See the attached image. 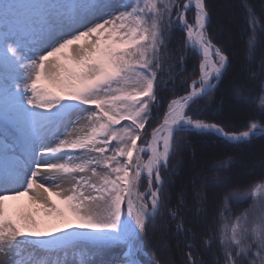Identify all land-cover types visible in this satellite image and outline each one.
Returning <instances> with one entry per match:
<instances>
[{
    "label": "snow or ice",
    "instance_id": "snow-or-ice-1",
    "mask_svg": "<svg viewBox=\"0 0 264 264\" xmlns=\"http://www.w3.org/2000/svg\"><path fill=\"white\" fill-rule=\"evenodd\" d=\"M241 7L251 63L264 18ZM211 27L206 0H0V264H161L149 226L165 213L185 240L181 264H264V158L226 155L192 177L202 232L185 226L184 193L168 207L187 135L241 151L264 139V97L242 130L205 116L231 65ZM189 58L195 76L176 94Z\"/></svg>",
    "mask_w": 264,
    "mask_h": 264
},
{
    "label": "trees",
    "instance_id": "trees-1",
    "mask_svg": "<svg viewBox=\"0 0 264 264\" xmlns=\"http://www.w3.org/2000/svg\"><path fill=\"white\" fill-rule=\"evenodd\" d=\"M251 2L254 4L256 12L258 14H262V18H264V0H251ZM206 3L212 16V27L210 31L215 36L217 42L227 47V54L230 56V59L233 58L235 52L239 55V58L243 60L241 69H244L245 72L244 77H242V75H240L238 72L235 73L234 61L231 60V65L228 68L223 80L220 82L219 87L215 90L213 98L210 101L206 98L201 103H210L212 105V108L207 110L205 113L206 118L223 122L226 126L235 128L236 130H242V125L249 118L254 116L259 118L260 116L259 104L260 98L264 97V91H262V86H264V75L253 76L252 73L258 72L261 61H264V36L259 38L260 43L255 49L254 58L251 60V63H249L248 59L246 58V41L249 33L246 31L244 18L245 14L244 9L241 7V0H234L233 2H230L231 4L226 0V4H228L227 6H224L227 10L226 19H234L232 21H237V23L239 22V26L234 28L231 27L232 34L234 36L231 43H226L224 41L222 35L223 33H221L218 29L216 0H206ZM232 5H234L235 8L233 13L229 14L231 12ZM221 19L223 23H228V21L225 22V17L224 19ZM181 37L182 33L177 32L170 47L175 48L180 43ZM180 54V52H176L175 56L178 57ZM196 66L197 61L195 58H189L187 60V71L182 73L181 77H177L176 94L181 93L182 88L186 87L187 83L192 78H194L195 74L192 70ZM245 73H247V75ZM182 77H186V79L183 80V83H181ZM228 78L229 87H226L227 83L225 82L228 80ZM237 85L241 87L239 95L253 98L255 101L254 104L241 106L237 103L235 99L237 93H231V88H235ZM162 95L164 97V104H162L161 108L159 109L161 116L163 114L167 100L173 95V93L164 92ZM224 99L235 103L236 109L229 111L226 110L224 107ZM217 107L222 108L218 114L213 111ZM158 122L159 120H155L150 122V124L154 127ZM148 130L150 131V128ZM185 138L188 141H191V147L185 148L178 157L179 163L176 165V171L178 174L171 177L172 183L169 185L168 193L171 196V200L168 202V207L176 208L181 193H184L185 204L182 207L180 215L186 217V227L191 228L196 233H200L205 230L207 224L202 221L200 216L197 215L196 208L194 207L195 197L193 193L198 189L199 182H197L196 188H194L193 184L190 183L191 175L193 177V175L195 176L202 169H207L208 175L211 176L212 169L210 165L214 163L216 159H222L226 155H232L233 157L239 159V153H244V155L249 157L250 155H253L255 151H263L264 139L253 140L249 145H240L239 149H242L241 151L238 150V148L234 145H225L219 138L212 135L201 136L193 133L187 135ZM145 139H147V137H145ZM196 145L202 149L199 152L200 168H197L196 166H190L191 160L195 157V155H198V151L195 147ZM253 163L254 162L248 164L247 162V165H251ZM247 206V204H241L235 209V211L239 212ZM203 239L204 238L201 236L196 242L198 245L197 254L205 260H208L210 259L209 255H207L205 252L199 251V249L203 247ZM148 243L152 245V248L149 249V252H155L157 257L161 260V264H168L169 260H175L176 264H181L182 259H184L183 253L186 251L184 237L183 235L178 237L175 234V222H173L171 219H168L166 213L163 226H161L159 221L157 222L156 226H149Z\"/></svg>",
    "mask_w": 264,
    "mask_h": 264
},
{
    "label": "rangeland",
    "instance_id": "rangeland-1",
    "mask_svg": "<svg viewBox=\"0 0 264 264\" xmlns=\"http://www.w3.org/2000/svg\"><path fill=\"white\" fill-rule=\"evenodd\" d=\"M228 1V3H230V2H233L234 0H227ZM236 1V0H235ZM227 3V4H228ZM227 4H226V0H216V8H217V17H218V29H219V31L221 32V33H223L222 35H223V39H224V41L226 42V43H231L233 40V34H232V30H231V27L232 28H234V27H237V26H239V22L237 23V21H232V20H234V19H232V20H228V19H226L227 17V10H226V8L224 7L225 5L227 6ZM237 15V14H236ZM238 16V15H237ZM224 17H225V22L226 21H228V23L226 22V23H223L221 20V18H223L224 19ZM230 22V23H229ZM223 41V42H224ZM231 60L233 61V58H231ZM231 70H232V68H231ZM246 75H247V73H245ZM230 78V77H229ZM229 78H228V80H226V82L225 83H227L226 85V87H229V84H228V82H229ZM238 86V85H237ZM237 86H235V88H231V93L233 92V93H237L236 92V87ZM240 87V86H239ZM229 91V90H228ZM240 91H241V87H240ZM230 92V91H229ZM224 107H225V109L226 110H232V109H236V107H235V103H233V102H231V101H227V103L225 104L224 103ZM242 110V109H241ZM263 150V149H262ZM260 151V150H259ZM263 157H259V156H256V157H253V155H250L246 160H247V162H248V164L249 163H251V162H256V161H258V160H260V159H262ZM247 162H246V164L245 165H247ZM194 176V175H193ZM191 177H192V175H191ZM191 177H190V183H192V179H191ZM193 184V183H192ZM65 187H67V185H64ZM53 199H55V197H53ZM56 200H58V199H56ZM45 222H47L48 223V229L49 230H51V227L52 226H54V225H58L59 227H61V228H63L64 227V225L63 224H59V222L58 221H56V220H54V219H48V218H46L45 217Z\"/></svg>",
    "mask_w": 264,
    "mask_h": 264
},
{
    "label": "bare ground",
    "instance_id": "bare-ground-1",
    "mask_svg": "<svg viewBox=\"0 0 264 264\" xmlns=\"http://www.w3.org/2000/svg\"><path fill=\"white\" fill-rule=\"evenodd\" d=\"M234 8H235V6L232 5L231 6V12L229 14H232L233 13ZM233 61H234V66H235V68H234L235 73L238 72L240 75H242V77H244V72L245 71H244V69H241V64L243 63V60L239 58V55L236 52L233 55ZM224 102L226 104L227 103V99H224ZM195 147H196V149L198 151V155H195V157L191 160L190 166L191 167L196 166L197 168H200V164H199V162H200L199 161V152L202 149L198 145H196ZM239 154H240L239 159L241 160V163L243 165L246 164V162H247L246 159L248 158V156L244 155V153H239ZM256 156H259V157H263L264 158V150L263 151H259V152L255 151L253 153V157H256ZM257 174H259V170H257ZM55 199H59V198L55 197ZM14 203H17V204H20V205H28L29 204V201H28L27 197H22L19 201L14 202ZM41 216L43 217V214L42 213H41ZM43 220H44V225L43 226H45V227L48 228V223L45 222V217H43Z\"/></svg>",
    "mask_w": 264,
    "mask_h": 264
}]
</instances>
